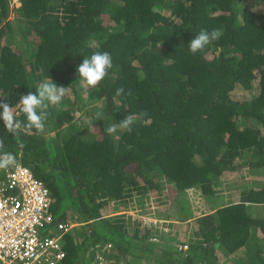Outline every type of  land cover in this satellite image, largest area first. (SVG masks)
<instances>
[{"label":"trees","instance_id":"16d2710c","mask_svg":"<svg viewBox=\"0 0 264 264\" xmlns=\"http://www.w3.org/2000/svg\"><path fill=\"white\" fill-rule=\"evenodd\" d=\"M10 2L0 0V101L14 107L53 81L86 91L74 96L82 106L95 103L99 131L74 119L67 98L44 109L42 132L11 135L0 120V151L45 182L52 211L58 198L71 199L78 224L62 236L65 264H95L98 251L110 264H264V217L247 205L264 203V183L245 184L239 202L220 209L215 193L223 173L264 168V0H18L13 19ZM213 29L218 40L187 50ZM105 51L112 68L80 87L83 58ZM15 116L26 123L24 113ZM128 116L131 132L119 128ZM197 190L213 212L195 218L188 198ZM151 202L172 205L180 222L195 218L191 236L126 212H147Z\"/></svg>","mask_w":264,"mask_h":264},{"label":"built area","instance_id":"2783aa9c","mask_svg":"<svg viewBox=\"0 0 264 264\" xmlns=\"http://www.w3.org/2000/svg\"><path fill=\"white\" fill-rule=\"evenodd\" d=\"M20 113L23 112L17 105L14 114ZM149 222L158 227L155 220L148 218L145 224ZM73 225L55 219L47 185L28 166L15 161L14 165L0 170V264H65L62 236ZM179 248L184 250L187 245ZM95 264L110 263L98 251Z\"/></svg>","mask_w":264,"mask_h":264},{"label":"rangeland","instance_id":"374dc122","mask_svg":"<svg viewBox=\"0 0 264 264\" xmlns=\"http://www.w3.org/2000/svg\"><path fill=\"white\" fill-rule=\"evenodd\" d=\"M18 5H19L18 0H11L10 17H9L10 19H13L15 15V7H17ZM1 41H4V40H1ZM24 54H28V53H24ZM79 85L80 87L85 88V89L90 88V86H87L83 84L82 82L79 83ZM77 93H80L83 97H87L86 91L79 92V91L72 90L70 87L67 88L66 94L63 97V99H66V98L69 99L72 102V104L66 101L64 108L72 107V114L74 116V119H76L78 123L80 121L81 123L85 124L84 127L87 128L88 130L99 131L98 127L91 121V118H90V115H92L91 109H93L92 106L95 103L82 106L84 102L86 101L85 100L82 102H78L79 103L78 104L74 97ZM46 134L52 137L55 134V131L52 130L51 132L46 133ZM42 169L44 170V168ZM263 180H264V168L263 167L258 169V172H254L250 175L249 173H247L246 166H238V169H236L235 171H228V172L223 173L221 177L220 185L215 187V193L217 196L222 197L219 200H224V201H228L232 203L233 200H237L239 199V197H241L240 195H241L242 190L245 189V186H244L245 184H248L247 187H250L249 183L251 181H255L258 183H262V182L264 183ZM188 199H189L190 207L192 208V205L195 207L193 211V216L195 218H197L198 215L201 216L204 213L207 214V213L213 212V210L208 208L209 204H207L206 202V197L200 193V190L199 191L197 190V194L193 193L192 196ZM147 205L148 206L150 205L149 210L147 212L143 213V210L140 209V207L137 205H135V207L131 209L129 208L128 210H126V212L132 215L133 217H137L138 219L140 217L144 218L145 220L142 219L143 221H148V218L155 220L156 221L155 225H157L158 228L161 229V231L167 232L171 236H175V234H178L180 236H183L186 234L188 235L187 237L191 236V232H192L191 225L193 224V220L195 218H192L187 221L179 222L178 220H176V218L178 217L177 210L172 205L168 209L167 208L164 209L165 205L163 206H159L157 204L154 205L152 204V202L151 204L147 203ZM157 207H160L162 209L159 210ZM114 209H115L113 213L114 215L117 213H122V212H116V210H119V209H116V207H114ZM251 210L252 209L248 207V211L250 213L252 212ZM73 212H74V209L72 208L71 199L69 197L63 196L61 199L58 198L57 201H54L53 214L57 221L64 219L71 223H75L76 218H74ZM255 214H257V216H262L264 214V208H261V209L259 208L255 210ZM149 224H153V223L149 222L148 226ZM49 228L50 226L47 228H43L42 232L45 233L46 229H49ZM70 233H72V231H70ZM76 235L77 234L74 229L73 236L76 237ZM153 238H155V240L157 241L156 237H153ZM241 257H243V255ZM86 258L87 260L85 264H94L93 261L88 260V257ZM243 258H245V256ZM246 258L249 260L255 259L252 252H248ZM244 260L246 261V259H242L240 260V262H243Z\"/></svg>","mask_w":264,"mask_h":264},{"label":"clouds","instance_id":"9594fccd","mask_svg":"<svg viewBox=\"0 0 264 264\" xmlns=\"http://www.w3.org/2000/svg\"><path fill=\"white\" fill-rule=\"evenodd\" d=\"M222 35L221 30L213 29L211 32L201 30L198 35L187 45V50L191 54H196L212 41L218 40ZM112 68V57L108 52H94L90 57L83 58L82 63L78 66L77 72L81 82L87 86H96L107 75L109 69ZM36 92H29L20 97V110L26 117V123L20 121L15 116L16 106L11 107L8 103L0 101V120L4 123V130L8 134L17 135L24 129H36L43 131L45 128L44 121L47 119L48 113L44 110L49 104L58 105L66 94V87L58 86L55 82H43L36 86ZM124 89H118L116 95L119 96ZM147 112H141L140 116H146ZM97 119L102 120L103 114L98 113ZM135 120L133 116L125 117L119 124L121 130L132 131V125ZM109 136L117 132L116 125H110L105 130ZM4 149V140L0 138V150ZM15 164V156L11 152L0 151V170L6 169ZM64 220V219H61ZM75 226V223H73ZM107 260V259H106ZM66 263V261H65Z\"/></svg>","mask_w":264,"mask_h":264},{"label":"crops","instance_id":"0c3cea01","mask_svg":"<svg viewBox=\"0 0 264 264\" xmlns=\"http://www.w3.org/2000/svg\"><path fill=\"white\" fill-rule=\"evenodd\" d=\"M251 175V174H250ZM260 186V185H259ZM258 185L256 186V187H254L253 186V188L254 189H258V188H260ZM242 193V192H241ZM241 196V195H240ZM239 200H240V197H239V199H237V200H233L232 201V203L231 202H228V201H220L219 203H218V206H217V208L218 209H220V208H222V207H225V206H229V205H232V204H236L237 202H239ZM247 205H248V207L250 208V209H252L251 211V215H255V216H257V214H255V210H257V209H261V208H264V203H259V204H256V203H250V202H247ZM258 217H264V214L262 215V216H258ZM180 222V221H179Z\"/></svg>","mask_w":264,"mask_h":264}]
</instances>
